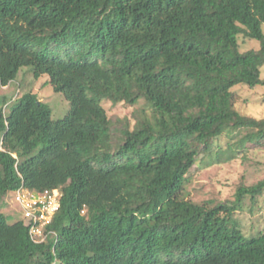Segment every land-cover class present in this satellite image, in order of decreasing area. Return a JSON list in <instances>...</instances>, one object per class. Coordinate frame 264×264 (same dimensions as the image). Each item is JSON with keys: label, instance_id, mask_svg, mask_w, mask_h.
<instances>
[{"label": "trees", "instance_id": "trees-1", "mask_svg": "<svg viewBox=\"0 0 264 264\" xmlns=\"http://www.w3.org/2000/svg\"><path fill=\"white\" fill-rule=\"evenodd\" d=\"M262 25L264 0H0V88L29 67L69 103L55 121L32 93L0 108V200L61 193L42 244L0 213V264H264V233L233 219L264 179L213 207L181 195L214 140L264 144V118L238 114L231 92L264 83ZM240 35L259 48L241 53ZM139 99L152 119L116 142L101 100Z\"/></svg>", "mask_w": 264, "mask_h": 264}, {"label": "rangeland", "instance_id": "rangeland-1", "mask_svg": "<svg viewBox=\"0 0 264 264\" xmlns=\"http://www.w3.org/2000/svg\"><path fill=\"white\" fill-rule=\"evenodd\" d=\"M264 34V25H262ZM239 51L257 50L259 44L242 35L238 36ZM261 79L264 81V65L261 67ZM235 97L233 109L240 115L255 119L264 118V83L253 90L245 86L231 89ZM26 93L37 96L51 110V120L64 118L69 110V103L62 93H56L48 83V76L34 78L29 67L21 68L15 80L0 88V108L7 114L15 100ZM108 118L112 123L113 136L118 142L120 130L143 119H152V110L144 99L133 105L113 104L101 100ZM244 134V133H242ZM237 134H224L208 145L186 175L182 186V197L192 203L213 207L217 204L231 203L240 186L249 187L264 179V144L236 146ZM232 146L228 150L227 145ZM1 146V137H0ZM0 213L8 223L22 221V213L10 197L0 200ZM233 219L245 238L257 237L264 233V190L261 195L243 199L242 208L233 214Z\"/></svg>", "mask_w": 264, "mask_h": 264}, {"label": "built area", "instance_id": "built-area-1", "mask_svg": "<svg viewBox=\"0 0 264 264\" xmlns=\"http://www.w3.org/2000/svg\"><path fill=\"white\" fill-rule=\"evenodd\" d=\"M22 213V223L27 228L30 240L36 244L47 242L56 237L48 226L60 207L59 189L49 191L29 190L23 186L6 194ZM5 196V197H6Z\"/></svg>", "mask_w": 264, "mask_h": 264}]
</instances>
